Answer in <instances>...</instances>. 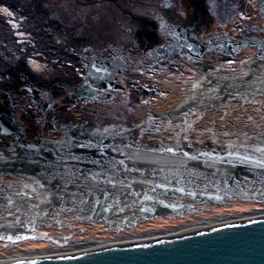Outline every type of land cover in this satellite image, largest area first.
Instances as JSON below:
<instances>
[{
    "label": "bare ground",
    "instance_id": "bare-ground-1",
    "mask_svg": "<svg viewBox=\"0 0 264 264\" xmlns=\"http://www.w3.org/2000/svg\"><path fill=\"white\" fill-rule=\"evenodd\" d=\"M180 58L190 62L189 57ZM263 65H252L246 59L242 70L215 64L208 70H195L194 79L186 82L184 96L202 104L209 100L225 104L229 99L255 103L256 95L264 94ZM258 137L249 134L224 142L264 153V139ZM38 143L44 147L36 151L38 156L14 144L0 147V264L264 217V171L132 146L84 142H78L80 149L76 150L107 155L110 160L62 171V155H57L68 141L40 139ZM6 173L18 178L6 182ZM240 200L253 208L228 204ZM215 203L233 208L227 207L223 215L204 212ZM157 215L162 217L151 220L146 230L138 228ZM74 220L78 226L89 225L83 231L95 232H77ZM168 222L175 224L170 227ZM27 238L39 242L27 243L35 244L30 247L16 245Z\"/></svg>",
    "mask_w": 264,
    "mask_h": 264
},
{
    "label": "flooded vegetation",
    "instance_id": "flooded-vegetation-1",
    "mask_svg": "<svg viewBox=\"0 0 264 264\" xmlns=\"http://www.w3.org/2000/svg\"><path fill=\"white\" fill-rule=\"evenodd\" d=\"M190 4L193 9L196 7L193 1ZM257 5L260 11L264 12L261 9L264 8V0H258ZM198 10L195 8L196 12ZM174 12L176 14V10ZM250 15H253V12ZM173 21L174 23H169L167 26L164 40H144L140 41L143 42L140 46L134 31L129 26L123 28L122 31L119 29V32L128 34L130 46L125 44L127 41L124 40L127 39L115 40L110 31L106 35L107 38L104 35L100 37L103 40L94 41L88 40L91 39L88 37L79 38L72 34L74 31L68 28L70 25H49L48 31L53 34L54 40L45 42L46 51L43 58L49 55V61L59 66L62 65V72L68 77L56 80L55 76H43L30 68L25 61L27 58L20 57L11 65L10 71L3 72L7 80L0 84L9 89L11 95L0 91V114L13 118L11 122L18 124V132L25 142V147L36 150L37 148L31 145L39 144L40 139H64L69 142L99 144L105 142V144L115 146L133 145L137 148H174L179 145L185 151L212 147L224 149L230 143L224 142V146L218 143V139L222 140L223 137H214L212 119H207L206 124L201 127L204 117L201 108L212 112V108L218 107L217 104L212 100L204 104L196 98H193L196 100L192 98L186 100L184 96L186 92L182 100L174 102L175 104L167 108L155 109L139 104L143 118L138 122L134 121L132 116H126L117 111H111L108 114H106L107 111L100 112L102 97L96 96L99 94H102L104 98L113 97L115 106H119L120 98L117 95L121 93L128 94L129 100L142 93L150 97H162L163 94L160 95L157 90L147 87L138 88V84H134L140 77L137 73L138 68H146L150 71V75L154 76L167 69L171 59L179 58L183 61L184 59L180 57H189L190 62H184L191 67L195 75V70L212 68V64L202 59L222 61L224 57L233 58L240 53L241 49H248V47L257 49V57H246L250 60V64H257V66L264 64V37L243 38L240 36L237 39L228 37L212 39V36L207 33H199L200 23L197 20H190L189 25H187L188 22L183 23L177 18ZM237 42L242 44L241 47L230 55L232 43ZM222 49L226 52L220 51ZM131 51H135L136 56L138 52V56L127 62ZM93 58L106 59L111 62L112 65L107 68V71L111 72L109 78L111 88L100 90L96 85H92L95 80L90 83L91 81L87 79ZM218 60H216L218 63L216 65L223 68L222 62ZM65 62L70 64L69 69L64 66ZM135 64L137 65L134 66ZM131 65L133 69L130 68ZM192 79H187L184 84ZM178 89L180 91L182 88ZM69 99L85 101L89 108L94 109V112L91 109L82 108L81 105L73 108L72 102H68ZM12 138L14 137L8 138L0 133V141L2 140L0 145H10ZM14 145L18 146L17 143Z\"/></svg>",
    "mask_w": 264,
    "mask_h": 264
},
{
    "label": "rangeland",
    "instance_id": "rangeland-1",
    "mask_svg": "<svg viewBox=\"0 0 264 264\" xmlns=\"http://www.w3.org/2000/svg\"><path fill=\"white\" fill-rule=\"evenodd\" d=\"M170 1L172 2L171 4ZM192 1L193 5L196 6L194 9L190 4ZM257 4L258 0H0V83H5L7 79L3 74L6 71H10L11 65L20 57L23 59L27 58L25 61L30 68L43 76H55L56 80L68 77L62 72V65L59 66L49 61V55L43 58L46 51L45 42L48 43L51 42L50 40H54L53 34L48 31V26L51 24L70 25L68 28L73 29L74 32L72 34L79 38L88 37L91 38L88 40L94 41L103 40L100 37L104 35L107 38L106 35L110 31L115 40L127 39L124 40L127 41L125 42L127 46L129 45L128 34L119 32V29L122 31L125 27H131L140 46L143 43L140 41L164 40L167 26L169 23H174V18L183 23L188 22L187 25L191 23L190 20H197L200 23L199 33H207L212 36V39H215V37L237 39L240 36L243 38H249V36L262 38L264 37V12L260 11V7ZM195 8L199 10L196 12ZM261 9L264 10L263 7ZM173 10H176V14ZM251 12H253V15H250ZM256 50L253 47L243 48L233 58L229 56L224 57L222 61L216 60L220 63L222 62L223 68L242 70L244 68L242 62L249 58L248 56L257 57ZM135 56V51H131L127 62L134 59ZM216 60L202 59L204 62L215 65L218 64ZM64 66L69 69L70 64L66 63ZM130 68L133 69V66L131 65ZM137 73L140 77L134 84H138V88L147 87L157 90L160 95L161 93L163 94L162 97H150L142 93L136 98L129 100L128 94L121 93L117 95L120 98L119 106L114 105L116 103H113V97L110 99L102 97L101 113L102 111H107L106 114L111 111H117L120 114L132 116L134 121L138 122L143 118V112L139 108V104L155 109L172 106L174 102L182 100L186 90V84L184 83L187 79H192L194 76V71L191 67L179 58L171 59L167 69L156 73L154 76H151L150 71L146 68H138ZM1 84L0 86L3 87ZM178 88L182 89L179 91ZM256 97L258 101L255 103L243 102L239 99L226 100L225 104H217L219 108H212V112L201 108L204 112L201 127L206 124L205 121L207 119H212V133H214L216 138L223 137L222 140H217L223 146L227 138L234 139V137L249 134L259 136L258 138L263 140L264 94L256 95ZM68 102H72L73 108L81 105L82 108L91 109L94 112V109L89 108L85 101L69 99ZM67 105L68 107L71 106ZM256 141L253 140V143ZM0 146L8 147V145L2 144ZM77 148L80 149L78 142L68 141V144L64 145L63 150H58L60 154L57 156L62 155L63 160H60V162L64 163L62 171H72L74 170L72 167L77 166L79 168L77 167L76 171H78L91 163L100 164L101 161L110 160L107 155H94L90 152L82 153L76 150ZM23 149L34 150V155H39L36 153L39 149H31V147L25 146ZM43 149L44 147L42 146L41 150ZM26 152L29 153L30 151ZM20 155L24 156V154ZM17 178L18 176L14 173L3 175V179L9 183ZM230 203L237 204L234 205L235 208L249 209L254 206L241 200L236 203L229 202L228 204ZM217 204L210 205V207H213L204 212L223 215L227 207L233 208V205ZM216 211L217 213H214ZM66 217L70 216L66 215ZM158 218L160 217L155 216L147 219L142 222L144 227L140 225L138 228L146 230V225L152 224L151 220H159ZM73 224L76 226L74 227L76 231L81 234L95 232L94 229L83 231L84 229L89 230V225L80 223L78 226L79 222L77 220H74ZM94 224L99 225V223L95 222ZM174 224L175 222H168L170 227ZM147 231H153V229ZM99 233L101 234V232ZM29 242L38 243L39 240L27 238L22 243H16V245L22 246L24 244V247L35 245H27Z\"/></svg>",
    "mask_w": 264,
    "mask_h": 264
},
{
    "label": "water",
    "instance_id": "water-1",
    "mask_svg": "<svg viewBox=\"0 0 264 264\" xmlns=\"http://www.w3.org/2000/svg\"><path fill=\"white\" fill-rule=\"evenodd\" d=\"M232 44L230 55L237 52L242 45L239 42ZM220 51L226 52L223 49ZM91 64L86 76L90 83L95 80L92 85H96L100 90L111 88L109 84L111 72L107 71L108 66L112 65L111 62L93 58ZM0 91L11 95L9 89L1 86ZM12 120L13 118L0 114V133L8 138L14 137L10 144L25 146L18 132L19 126L12 124ZM31 146L42 149L40 144ZM140 149L264 171V153L241 145L229 144L222 150L212 147L185 151L179 145L174 148L140 147ZM1 264H264V217L225 223L177 235L152 237Z\"/></svg>",
    "mask_w": 264,
    "mask_h": 264
},
{
    "label": "trees",
    "instance_id": "trees-1",
    "mask_svg": "<svg viewBox=\"0 0 264 264\" xmlns=\"http://www.w3.org/2000/svg\"><path fill=\"white\" fill-rule=\"evenodd\" d=\"M48 32V31H47Z\"/></svg>",
    "mask_w": 264,
    "mask_h": 264
}]
</instances>
